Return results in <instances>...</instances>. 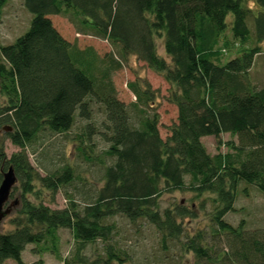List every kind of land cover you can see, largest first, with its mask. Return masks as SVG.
I'll list each match as a JSON object with an SVG mask.
<instances>
[{
  "label": "trees",
  "instance_id": "obj_1",
  "mask_svg": "<svg viewBox=\"0 0 264 264\" xmlns=\"http://www.w3.org/2000/svg\"><path fill=\"white\" fill-rule=\"evenodd\" d=\"M8 1L0 0V14ZM23 1L33 16L29 29L0 47V183L12 167L22 187L14 229L0 233V264H26L22 254L28 245L61 258V229L69 230L75 243L74 256L64 264H123L133 255L119 246V220L137 231L150 227L161 252L180 247L192 254V264H264V227L250 229L244 218L235 226L226 218L235 214L238 197L248 195V187L264 193V86L250 77L263 50L264 0ZM51 16H63L82 34L107 41L119 59L79 49ZM226 32L240 49L220 63L218 45ZM157 38L163 40L165 57L157 51ZM250 41L253 46L246 47ZM129 56L174 86L168 100L178 116L166 139L159 132V115L149 112L156 95L148 83L128 84L136 99L133 114L117 98L110 75ZM95 103L105 111L103 131L87 124L78 150L90 160L82 144L94 133L108 144L103 154L112 163L99 164L104 186L84 205L70 194L62 209L29 201L26 195L34 192L35 182L57 194L82 180L70 165L41 176L27 149L68 133L77 117L90 121ZM223 134L236 140L224 143L229 152L211 155L202 139ZM6 140L19 148L10 157ZM186 190L195 198L209 194L213 204L209 223L194 234L182 221L197 213L184 205L162 209L159 202L164 194ZM98 241L103 253L89 262L83 253ZM164 258L156 255L149 264Z\"/></svg>",
  "mask_w": 264,
  "mask_h": 264
},
{
  "label": "rangeland",
  "instance_id": "obj_2",
  "mask_svg": "<svg viewBox=\"0 0 264 264\" xmlns=\"http://www.w3.org/2000/svg\"><path fill=\"white\" fill-rule=\"evenodd\" d=\"M248 5L250 7H255L253 1H250ZM32 18L33 16L26 10L23 0H9L0 14V47L11 44L17 37L27 32ZM50 18L60 33L79 49L84 50L91 48L100 58L114 55L115 59H119L117 50L107 41L82 34L74 24L63 16H51ZM156 45L158 53L165 57L163 40L157 38ZM245 46L252 47L253 42L250 41ZM218 48L221 50L218 62L222 63L234 58V55H236L240 49V44L233 40L229 32H226L221 38ZM262 48L263 50L257 57L250 72L252 81L260 87L264 86V44ZM110 80L116 91L117 98L128 106L131 114H133L132 110L134 103H136V99L128 88V84L138 81L140 83H148L156 95L154 109L149 112H156L159 115V132L161 137L166 139L170 135V129L177 122L178 116L176 105L168 100L171 91L174 90V86L171 83L167 82L162 75L154 72L135 56H129L127 60L123 62L120 69L113 71L110 75ZM93 107V117L90 121L77 117L73 128L68 133L40 139L33 144L32 148L27 149L31 164L41 176H46L48 172H55L61 170L65 165H70L75 168L77 175H79L82 180L76 181L72 186L64 188L57 194L43 189L39 182H35L34 192L26 195L29 201L35 204L43 203L52 209H62L68 205L67 194H70L74 196V200L77 203L84 205L88 200L93 199V196L104 186V181L102 180V166L99 164L101 160L105 162L106 165L112 163L111 159L103 154L104 151L107 150L108 144L102 140L99 134L94 133L85 145L82 144L90 153V160L86 161L78 150V147L81 146L79 137L82 136L87 124L92 123L98 130L101 129L103 131L101 124L106 119L104 108L98 103L93 104ZM132 122L136 124L134 118H132ZM0 135H3V132H1ZM219 140L222 143L221 146L218 145ZM230 140H236V138H233L229 134H223L219 139L214 137L203 138L202 142L211 155H216L220 152H229L224 143ZM18 151L19 148L12 145L9 140L5 141V153L8 157ZM84 179L85 183L83 181ZM187 181H189V179ZM78 191L80 193H78ZM21 196V180L18 179L15 190L12 192L5 208L15 201H17L18 204L12 206L11 213L4 218L0 224V233H7L14 229L11 220L19 213L21 208ZM209 197V194H204L200 198H195L194 192L186 190L164 194L159 202L162 209L171 208L175 205H184L197 213L196 218H185L182 221L185 231L194 234L199 229L206 227L209 223V214L212 210L211 205H213L208 200ZM205 199L207 200L204 201ZM203 203L206 205V208L201 210L200 205ZM235 205V214L230 213L226 217L233 225L237 226L239 221L244 218L248 221L250 229L264 227V193L258 191L255 187H248V195L240 194ZM242 210H244V212ZM119 225L123 229L118 238L120 243L119 246L133 255L131 261L123 264H149L156 255L158 259L160 257H166V259L164 258L159 264L193 263L192 254H184V251L181 250L180 247H173L168 254H166L167 256L163 251L161 252L158 242L159 238L150 227L145 225L142 227L141 231H137L139 227H133L120 220ZM59 236V251L61 258H57L50 252H38L40 246L28 245L22 254L23 261L26 264H64L63 259H71L74 256L73 251L75 243L72 233L69 230H59ZM102 253L103 244L98 241L89 245L83 255L89 262H92L97 258V254L101 255ZM4 264L16 263L12 260H7Z\"/></svg>",
  "mask_w": 264,
  "mask_h": 264
},
{
  "label": "water",
  "instance_id": "obj_3",
  "mask_svg": "<svg viewBox=\"0 0 264 264\" xmlns=\"http://www.w3.org/2000/svg\"><path fill=\"white\" fill-rule=\"evenodd\" d=\"M17 183V177L12 167H9L3 172L2 181L0 183V224L10 213L13 205L18 204L17 201L10 204L5 208L6 203L9 201L14 187Z\"/></svg>",
  "mask_w": 264,
  "mask_h": 264
}]
</instances>
